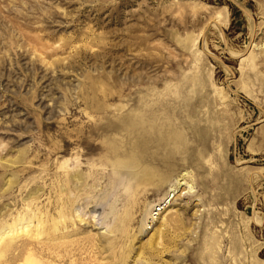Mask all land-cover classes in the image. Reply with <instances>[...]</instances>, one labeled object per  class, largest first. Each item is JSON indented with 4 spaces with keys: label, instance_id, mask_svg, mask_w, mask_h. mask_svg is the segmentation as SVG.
Segmentation results:
<instances>
[{
    "label": "rangeland",
    "instance_id": "1",
    "mask_svg": "<svg viewBox=\"0 0 264 264\" xmlns=\"http://www.w3.org/2000/svg\"><path fill=\"white\" fill-rule=\"evenodd\" d=\"M74 260L264 264V0H0V264Z\"/></svg>",
    "mask_w": 264,
    "mask_h": 264
},
{
    "label": "bare ground",
    "instance_id": "2",
    "mask_svg": "<svg viewBox=\"0 0 264 264\" xmlns=\"http://www.w3.org/2000/svg\"><path fill=\"white\" fill-rule=\"evenodd\" d=\"M139 156L137 154H135V153L129 154L128 158L122 164L125 165L126 167H128L130 170H133L136 167V165L138 164ZM139 166H140V164H139ZM149 170H152V173H151L152 174V178L159 179L162 184H164L165 182L168 181L167 180V176L163 175V173L162 172H159L157 169H154L153 170V168L151 167V168H149ZM130 172L132 173V176H133L134 171H130ZM169 172H170V170H169ZM76 176H77V174L74 175L73 174V171H69V173L67 174V178H66L67 179V182L68 183L72 182V180ZM134 178H135V176H134ZM145 180H147V179H145ZM128 184H129L128 187H127V197H128V200H130L132 202H136L138 200V196H139V189H138V187H135L133 185L131 186V184H132L131 181ZM169 195H171V194H169ZM168 203H169L168 199H166L163 203H161L160 210H163V209L167 208ZM107 226H109V225H107ZM63 245H65V242L63 243ZM62 260L65 261V262H67L68 261V256L67 255H62ZM81 262H84V261H82V260L81 261L80 260H74V261H71L70 264H81ZM84 264H86V263H84ZM93 264H96V263H93Z\"/></svg>",
    "mask_w": 264,
    "mask_h": 264
}]
</instances>
